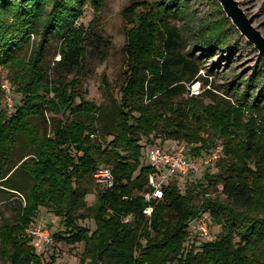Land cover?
<instances>
[{"label":"trees","instance_id":"16d2710c","mask_svg":"<svg viewBox=\"0 0 264 264\" xmlns=\"http://www.w3.org/2000/svg\"><path fill=\"white\" fill-rule=\"evenodd\" d=\"M103 3L0 0V66L12 73L22 96L15 113L0 118V179L11 167L17 137L33 151L19 168L32 181L25 203L17 221L0 229L3 253L13 264H56V256L45 262L37 254L28 234L44 208L65 226L52 235L54 242L85 243L87 264H264V67L245 80L244 91L239 83L229 85L236 89L235 103L215 97L205 103L195 95L176 102L189 84L203 81L201 67L178 52L180 34L169 22L180 14L192 17L191 4L137 3L128 8L136 21L127 30V70L115 99V120L102 130L97 126L102 107L84 99L78 103V90L88 44L103 42L94 31ZM87 6L96 16L89 25L80 22ZM216 8L217 20L200 22L203 52L231 43L230 20L221 5ZM36 33L41 40L31 57L18 55L16 48ZM51 38L60 42L61 58L45 67ZM70 75L76 78L69 81ZM45 113L52 118L41 132L31 119ZM71 115L80 118L71 120ZM171 140L185 142L196 156L222 141L219 172L204 175L185 192L172 182L163 200L147 202L154 170L143 160V150ZM101 167L111 169L114 183L100 187L95 204L88 206L90 192L82 183L95 179ZM219 187L222 196L211 198L210 191ZM148 208L151 215L145 213ZM80 210L87 214L77 215ZM207 213L222 232L198 244L191 223ZM88 218L95 223L93 231L80 224Z\"/></svg>","mask_w":264,"mask_h":264},{"label":"rangeland","instance_id":"374dc122","mask_svg":"<svg viewBox=\"0 0 264 264\" xmlns=\"http://www.w3.org/2000/svg\"><path fill=\"white\" fill-rule=\"evenodd\" d=\"M157 0H104L103 9L97 16V24L94 29L98 37H102L103 42L94 41L88 44L87 68L84 72L82 85L79 88V99L89 101L97 106L102 107V113L98 116L97 126L102 130L111 128L115 120V99L119 97V90L124 82L125 72L127 70L128 55L127 48V30L131 22L136 21L134 15H130L128 8L141 2L152 4ZM191 4L192 17L187 15H177L170 17L169 22L178 29L180 40L176 43L178 52L189 60H193L201 67L200 75L202 82L188 85V93L175 99L181 102L191 95L202 97L205 103L212 102V97L216 99L225 98L233 103L237 102L238 95L235 88L229 85L240 84L242 91L245 89V80L256 70L264 67L260 59H264L249 41L241 35L240 31L232 24L226 27L227 34L230 37L228 47H214L210 52H203L202 34L200 22L206 19L217 20L220 13L216 8L219 4L217 0H188ZM249 19L253 20V26L256 27L264 35V0H237ZM220 5V4H219ZM145 9L140 7L139 11ZM95 13L91 6H87L84 17L80 20L85 25L94 20ZM41 40L40 33L33 34L30 42H26L21 47L16 48V53L22 57L30 58L37 49ZM59 45L57 39L51 38L46 43L44 55L46 57L45 67L49 64L54 66L55 62L60 60ZM263 65V66H262ZM264 69V68H263ZM50 75H54L50 72ZM264 76V71L262 73ZM74 75L69 76V81L76 78ZM236 77L239 79L237 80ZM13 75L4 67L0 66V118L2 115L10 116L15 113L17 105L21 104L22 96L15 89ZM204 80H208V84L203 86ZM230 87V88H229ZM205 90L212 93L205 96ZM254 91H259L255 89ZM252 101V99H250ZM61 118V115H57ZM52 114L45 113L38 119H31L34 124L41 128V132L49 129ZM80 118L74 115L70 116L71 120ZM14 155L11 161V167L7 169L0 179V229L14 224L18 219L20 207L25 203V195L31 186V179L19 168L22 160L27 159L32 153L26 139L22 136L17 137ZM216 146L223 144L222 141L215 143ZM169 144L166 145L168 147ZM188 146V145H187ZM147 147L143 150V160L147 154ZM189 156L199 160L206 155L208 151H204L201 155L196 156L188 146ZM212 151V150H210ZM147 163V161L145 160ZM219 172L218 163L211 168L203 169L198 175H190L186 178L174 180L178 183L182 192H185L193 183L202 181L206 174H217ZM9 180L6 182L5 180ZM7 180V181H8ZM82 186L89 190L87 197L88 206H93L96 202V195L100 190V186L95 179H87ZM222 187L217 190H211L209 196L216 198L221 195ZM222 196V195H221ZM226 198V196L224 195ZM222 197V198H224ZM199 202V200H198ZM87 214L86 210H80L77 215ZM209 226L211 237L215 238L222 232L221 226L213 221L209 213ZM80 224L92 231L95 230L93 219L81 220ZM47 231L51 235L59 231H63L65 226L62 220L42 208L39 217L31 227L33 230ZM2 231V230H1ZM0 231V264H13L9 255L2 251V234ZM194 235L198 234L194 231ZM207 242L204 238L198 236V244ZM33 245V244H32ZM85 243L75 246L66 242H57L55 240L52 246H44L42 249L36 247L38 255H41L45 262L52 260L56 256V264H87ZM18 264H28L26 261Z\"/></svg>","mask_w":264,"mask_h":264},{"label":"built area","instance_id":"2783aa9c","mask_svg":"<svg viewBox=\"0 0 264 264\" xmlns=\"http://www.w3.org/2000/svg\"><path fill=\"white\" fill-rule=\"evenodd\" d=\"M168 147H166V145ZM145 160L153 168L154 173L149 177L150 190L145 194L147 202L163 200L164 188L174 180L186 178L190 175H198L203 169L216 165L223 157L224 145L219 144L212 151L207 152L201 159L196 160L189 156L188 146L180 140H171L165 143L153 144L147 147ZM96 183L102 188H110L114 183V176L110 168L101 167L94 176ZM152 208L146 210L151 215ZM192 231H196L199 237L206 241H212L209 218L206 214L191 223ZM33 238V246L42 249L44 246L54 244L53 237L47 231L28 230Z\"/></svg>","mask_w":264,"mask_h":264},{"label":"water","instance_id":"95a60500","mask_svg":"<svg viewBox=\"0 0 264 264\" xmlns=\"http://www.w3.org/2000/svg\"><path fill=\"white\" fill-rule=\"evenodd\" d=\"M225 15L232 24L240 31L250 44L264 58V35L253 26V20L249 19L237 0H217Z\"/></svg>","mask_w":264,"mask_h":264}]
</instances>
